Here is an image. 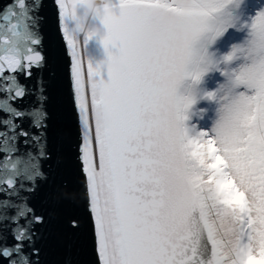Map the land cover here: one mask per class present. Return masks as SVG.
<instances>
[{
  "label": "snow or ice",
  "instance_id": "1",
  "mask_svg": "<svg viewBox=\"0 0 264 264\" xmlns=\"http://www.w3.org/2000/svg\"><path fill=\"white\" fill-rule=\"evenodd\" d=\"M58 0L63 35L72 56L71 82L80 127V160L87 178L89 209L94 221L95 250L99 264H264V71L255 67L264 53V11L250 28L245 49L252 54L249 82L255 95L229 107L212 129L193 138L185 127L189 101L178 95L180 81L193 60L209 20L228 23L222 10L230 0H120L119 15L104 18L107 35L108 80H97L101 66L85 62L78 43L66 25L69 5ZM18 9V10H17ZM0 35V145L7 154L0 170V192L19 203L3 201L12 215L8 235H0V264H39L36 226L43 217L29 206L36 180L44 179L39 161L48 159L45 123L46 87L35 89L18 82L31 69L44 67L45 57L34 48L41 44L29 22L26 0L15 10ZM2 28V27H0ZM117 48L123 67L116 66ZM231 59V57H228ZM8 72L10 75L5 76ZM35 96V107L21 110L14 101ZM210 96L214 94L210 93ZM247 110L248 131L241 138L240 117ZM33 119L36 133L21 123ZM28 152L11 159L19 137ZM21 177L28 181L17 183ZM35 257V259H33Z\"/></svg>",
  "mask_w": 264,
  "mask_h": 264
},
{
  "label": "water",
  "instance_id": "2",
  "mask_svg": "<svg viewBox=\"0 0 264 264\" xmlns=\"http://www.w3.org/2000/svg\"><path fill=\"white\" fill-rule=\"evenodd\" d=\"M17 0H0V35L4 34L10 17L7 10L12 5L15 10ZM29 6V14L36 17L35 27L29 22L30 31H34L41 41L40 45L33 46L45 57L44 67L32 68L30 79L17 72L18 82L28 88L35 89L37 80H41L46 87L45 123L47 125L48 159L39 161L40 171L44 179L36 180V188L32 193L21 191V196H29L28 204L36 215L43 217V223L36 226L38 239L35 247L39 250V264H99L95 250L94 221L89 209L87 191V178L83 172L80 160V127L77 111L73 102L71 82L72 56L63 35L60 9L58 0H26ZM18 10V9H17ZM116 15L121 12L120 5H115ZM100 25V22H96ZM93 44L101 58V75L105 82L108 80L106 61L108 51L105 50L99 37L93 39ZM113 54L118 53L117 48H112ZM5 76L10 73L5 72ZM5 94L0 92V101ZM13 106L21 110L31 111L35 107V96L26 95L23 100H17ZM6 118L0 111V120ZM21 123L25 131L36 133L32 127L33 119L26 116ZM3 125L0 124V131ZM0 137V141H2ZM25 137H19L17 151L11 154L14 161L21 158L18 165L23 169L25 162L29 161L28 152L36 154L35 146L25 145ZM7 154L0 145V170H2ZM28 181L18 177L17 183ZM8 200L19 203L17 197L5 195L0 192V235H8L11 243L10 228L5 225L11 222L4 220L3 216L12 215L11 209H5L3 201ZM35 259V257H33Z\"/></svg>",
  "mask_w": 264,
  "mask_h": 264
},
{
  "label": "clouds",
  "instance_id": "3",
  "mask_svg": "<svg viewBox=\"0 0 264 264\" xmlns=\"http://www.w3.org/2000/svg\"><path fill=\"white\" fill-rule=\"evenodd\" d=\"M243 3L244 0H230V3L226 4L224 9L229 5L239 8ZM224 9L222 12L225 19L229 17L237 18L231 16V14H225ZM108 15H116L115 6L113 5L112 0H77L74 8L71 4L69 5V16L66 20V25L69 19L75 22V28L70 32L78 44H80V41L77 34L85 37V43L97 37H99L102 43L107 35L104 18ZM97 21L100 22L99 26L96 23ZM237 21L238 20H236V22ZM236 22L228 23L227 26L223 27V30L219 31L217 34V28L221 26L222 22L217 21L215 18H211L209 20L208 31L204 34V36L206 34L209 36L207 43L214 44L218 38L224 35L228 28L234 27ZM113 57L115 58L116 66L123 67V61L120 59L119 53L113 54ZM228 57H231V59H228ZM241 58L246 61H251L250 66L243 67L238 72L231 70L230 65ZM221 64L225 65V67L221 68ZM253 66L252 54L245 49L244 45L235 46L231 53L220 61L215 60L213 56L209 55L205 46H203V53L194 52L193 60L187 68V74L178 85L179 89L185 81H191L187 89V95H179L183 99L189 101V106L184 115L190 112L193 106L198 102V97H200L201 94L200 85L203 83L205 75L210 72L219 71L221 72V75L225 77L226 83L220 85L218 91L212 93L214 94L213 96H210V93H204L202 98L209 101L214 100L220 105L218 110L220 120L224 115L225 110L229 107L238 105L241 102L242 97L255 95L257 93L258 87L249 82V73ZM255 67L264 71V53L259 54V60L256 62ZM241 88L246 89V91L238 93L237 90ZM249 115L250 113L245 110L240 117L238 131L241 138L248 131L247 124ZM186 118L188 119L187 116Z\"/></svg>",
  "mask_w": 264,
  "mask_h": 264
},
{
  "label": "rangeland",
  "instance_id": "4",
  "mask_svg": "<svg viewBox=\"0 0 264 264\" xmlns=\"http://www.w3.org/2000/svg\"><path fill=\"white\" fill-rule=\"evenodd\" d=\"M264 11V0H244V3L239 7L229 5L225 10V14H231L233 17H238V21L234 27H230L224 35L216 40L214 44H208V34L201 37L197 48L205 46L209 55L217 61L222 60L228 56L235 46L245 45V42L250 39V28L244 25H251L257 14ZM95 57L98 56L94 51ZM99 61V59H98ZM251 61H246L243 58L234 61L230 65L231 70L239 71L243 67L250 66ZM98 66V65H97ZM225 65L221 64V68ZM226 83V79L221 72H210L203 78V83L200 85L201 94L198 97V102L193 106L192 110L186 113L187 117L193 115V125L189 126V135L195 138L200 132H208L211 134L216 122L219 120L218 110L220 105L202 98L204 93H215L218 91L220 85ZM189 85L187 82L183 83L179 88L178 95H187ZM246 89H238L237 92H243Z\"/></svg>",
  "mask_w": 264,
  "mask_h": 264
},
{
  "label": "bare ground",
  "instance_id": "5",
  "mask_svg": "<svg viewBox=\"0 0 264 264\" xmlns=\"http://www.w3.org/2000/svg\"><path fill=\"white\" fill-rule=\"evenodd\" d=\"M116 4H120V0L112 1ZM68 29L69 31H72L75 28V22L71 19L67 21ZM78 35V39L80 41V44H78V52L82 55L83 59L87 63H91V65L95 68L99 64V61L97 57H95L94 52L92 50L91 41H88L85 43V37L83 35Z\"/></svg>",
  "mask_w": 264,
  "mask_h": 264
}]
</instances>
